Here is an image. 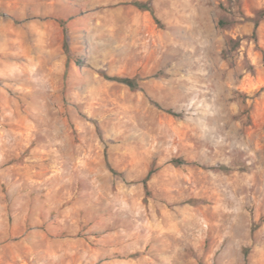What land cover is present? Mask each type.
Listing matches in <instances>:
<instances>
[{"label": "rangeland", "instance_id": "obj_1", "mask_svg": "<svg viewBox=\"0 0 264 264\" xmlns=\"http://www.w3.org/2000/svg\"><path fill=\"white\" fill-rule=\"evenodd\" d=\"M0 264H264V0H0Z\"/></svg>", "mask_w": 264, "mask_h": 264}, {"label": "trees", "instance_id": "obj_2", "mask_svg": "<svg viewBox=\"0 0 264 264\" xmlns=\"http://www.w3.org/2000/svg\"><path fill=\"white\" fill-rule=\"evenodd\" d=\"M130 5H132L134 7H137L140 10L154 12L152 3L150 1H147V2L133 1V2L130 3ZM256 26H257V24H256ZM63 48H64L65 54L67 56V64H68V62L70 60L71 51H70V46H69V42H68L67 38H65V41H64V44H63ZM108 79L113 80V81H117V82L122 83V84H125L129 88H131L132 90H136V89L139 88V82H138L137 78H118V77L110 78L109 77ZM169 113H171V112H169ZM173 163L175 165H178V166H181V165L185 164V162L182 161V160H174ZM108 165H109L110 170L113 173H117L114 170V168H112L110 163H108ZM149 177H150V175L144 181L146 188H148L147 183H148Z\"/></svg>", "mask_w": 264, "mask_h": 264}]
</instances>
